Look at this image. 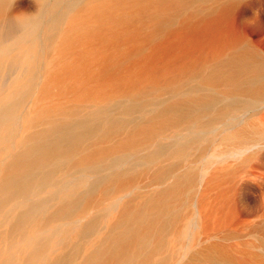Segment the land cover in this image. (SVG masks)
Segmentation results:
<instances>
[{
	"label": "bare ground",
	"instance_id": "bare-ground-1",
	"mask_svg": "<svg viewBox=\"0 0 264 264\" xmlns=\"http://www.w3.org/2000/svg\"><path fill=\"white\" fill-rule=\"evenodd\" d=\"M6 1L0 264H168L208 168L264 146L244 0Z\"/></svg>",
	"mask_w": 264,
	"mask_h": 264
},
{
	"label": "rangeland",
	"instance_id": "rangeland-1",
	"mask_svg": "<svg viewBox=\"0 0 264 264\" xmlns=\"http://www.w3.org/2000/svg\"><path fill=\"white\" fill-rule=\"evenodd\" d=\"M33 11V0H7L1 9L5 17ZM232 26L264 55V0H244L236 5ZM263 116L264 109L241 118L258 120ZM205 163L200 160L197 166ZM147 185L145 179L142 191ZM196 189L181 223V227L194 223L190 235L180 243L186 250L176 252L168 264H264V146L219 160L208 168ZM218 217L219 224L215 223Z\"/></svg>",
	"mask_w": 264,
	"mask_h": 264
}]
</instances>
